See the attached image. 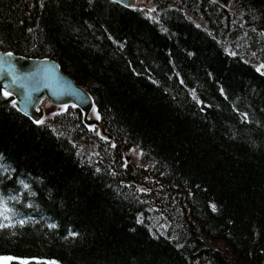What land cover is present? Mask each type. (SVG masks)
I'll use <instances>...</instances> for the list:
<instances>
[{
  "label": "trees",
  "instance_id": "1",
  "mask_svg": "<svg viewBox=\"0 0 264 264\" xmlns=\"http://www.w3.org/2000/svg\"><path fill=\"white\" fill-rule=\"evenodd\" d=\"M140 1L0 0V51L98 115L34 123L0 87L7 264H264V0Z\"/></svg>",
  "mask_w": 264,
  "mask_h": 264
},
{
  "label": "water",
  "instance_id": "2",
  "mask_svg": "<svg viewBox=\"0 0 264 264\" xmlns=\"http://www.w3.org/2000/svg\"><path fill=\"white\" fill-rule=\"evenodd\" d=\"M111 1L127 8L136 2V0ZM209 1L227 10L232 3V0ZM0 86L4 92L7 91L15 97V106L27 115H35L34 110L44 97V100H48L53 106L74 105L81 111L83 120L91 125H98V121L87 120L94 109L88 91L76 87L74 81L64 75L53 60L24 58L0 51ZM41 113L37 114L35 121L42 117Z\"/></svg>",
  "mask_w": 264,
  "mask_h": 264
},
{
  "label": "rangeland",
  "instance_id": "3",
  "mask_svg": "<svg viewBox=\"0 0 264 264\" xmlns=\"http://www.w3.org/2000/svg\"><path fill=\"white\" fill-rule=\"evenodd\" d=\"M141 3L143 4L146 2H145V0H142L139 2V4H141ZM149 4H151V3H149ZM40 109H42L44 111V117L45 118L52 117L53 115L64 111V107L53 106L50 103H48L46 100L42 101V103L40 104ZM90 118H91V120H97L98 119V115H97L95 110L90 114ZM126 155L128 156L127 159L131 158L132 163L134 165H136V166L141 165L142 161L140 159V152L137 148H134V147L131 148L130 150H128L126 152ZM8 261H9L8 258H6V257L1 258L0 257V264H7Z\"/></svg>",
  "mask_w": 264,
  "mask_h": 264
},
{
  "label": "bare ground",
  "instance_id": "4",
  "mask_svg": "<svg viewBox=\"0 0 264 264\" xmlns=\"http://www.w3.org/2000/svg\"><path fill=\"white\" fill-rule=\"evenodd\" d=\"M63 73V72H62ZM64 75H66V76H68V77H70L69 75H67V74H65V73H63ZM71 78V77H70ZM73 81H74V83H75V85H76V87H82L81 85H79V84H77L76 82H75V80L73 79V78H71ZM1 87V86H0ZM82 88H84V87H82ZM1 90H2V88H1ZM36 90V89H35ZM2 92L4 93V91L2 90ZM8 97H10L13 101L15 100V97L14 96H12V95H9ZM39 98V97H38ZM46 100V99H45ZM42 101H44V97L40 100V103L42 102ZM47 102H48V100H46ZM49 103V102H48ZM15 106V105H14ZM67 106H71V107H74V108H76L74 105H67ZM66 106V107H67ZM15 108L18 110V108L15 106ZM23 116H25V117H27V118H29L32 122H34V123H39L38 121H42L43 119H44V111L42 110V109H40V104L38 105V107L37 108H35V115L34 116H31V115H27V114H25V112H21L20 110H18ZM39 112H42L41 114H42V117L38 120V121H35L36 119H37V114H39ZM87 120L88 121H91V118L90 117H88L87 118ZM82 123H83V125L84 126H86V127H88V128H91V127H94V126H96V127H98V125H91V124H89L88 122H86L85 120H82ZM100 135H101V138H103V137H105V138H103V139H105V140H107V141H110L111 139H112V136L111 135H107L106 136V133L104 132V130H100Z\"/></svg>",
  "mask_w": 264,
  "mask_h": 264
},
{
  "label": "snow or ice",
  "instance_id": "5",
  "mask_svg": "<svg viewBox=\"0 0 264 264\" xmlns=\"http://www.w3.org/2000/svg\"><path fill=\"white\" fill-rule=\"evenodd\" d=\"M3 95L5 96V97H7V96H9L10 95V93L9 92H7V91H5L4 93H3ZM39 123H42L43 121H38Z\"/></svg>",
  "mask_w": 264,
  "mask_h": 264
}]
</instances>
